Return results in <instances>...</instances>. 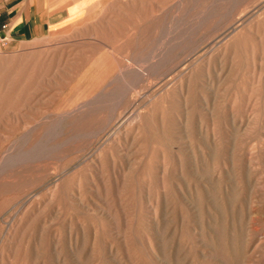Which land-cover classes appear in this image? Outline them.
<instances>
[{
	"label": "rangeland",
	"instance_id": "1",
	"mask_svg": "<svg viewBox=\"0 0 264 264\" xmlns=\"http://www.w3.org/2000/svg\"><path fill=\"white\" fill-rule=\"evenodd\" d=\"M154 1L168 13L62 36L75 4L0 0L19 28L0 42V264H264V0ZM100 54L169 71L56 116ZM121 96L132 123L109 126Z\"/></svg>",
	"mask_w": 264,
	"mask_h": 264
},
{
	"label": "bare ground",
	"instance_id": "2",
	"mask_svg": "<svg viewBox=\"0 0 264 264\" xmlns=\"http://www.w3.org/2000/svg\"><path fill=\"white\" fill-rule=\"evenodd\" d=\"M47 1L48 0H41V3L46 4ZM64 1L68 2V4H65L67 7L75 4L79 10V13L76 14L75 16L69 15L70 20L68 21V23L73 22V24L69 25L66 29H63L62 31L59 32V34H62V36L67 35L69 33H73L75 31H77L78 28H81L84 30L86 29V30H88V32L89 31L92 32L95 30V27H99L100 29L104 28L105 32H107V34H108V32L113 31V27H115L113 17L107 16L108 14H112L114 16H116V15L121 16L122 15L123 18L126 19V17H129L128 15L130 13H132V11L144 13L143 11L150 9V7L154 8L155 6L158 7V12H165V14H166V12L168 13V11H169V10L166 11L167 8L165 5L159 6L158 1H154L152 3L145 2V0H64ZM183 1L185 2L186 0H183ZM179 2L181 3V0ZM161 3H163L162 0H161ZM180 5L182 6L183 3ZM52 6L53 5H50V7H52ZM60 8H61V6L59 8H55L52 12H57L60 10ZM41 11L44 12L45 8L41 7ZM117 11L118 12L120 11L119 12L120 14H118ZM127 19H128L127 21H123V23L121 24L122 26L126 27L127 29H133L130 27L138 25L134 21H132L130 18H127ZM64 24L65 23H63L61 25L52 26L51 30L52 31H55V29L58 30ZM169 27H170V25H169ZM81 29H80V31H81ZM177 31H179V30H177ZM54 34L56 35L57 33H54ZM76 35H78V32ZM65 37H67V36H65ZM97 41H101L100 43H102V40L97 39ZM174 41H173V43H174ZM121 44H122V46L120 48H123L125 50H128L129 45H131L130 42L127 41V39L125 41H123ZM167 48H169V47H167ZM196 49L197 48H195V50ZM113 50L116 51V49H113ZM0 56H1V54H0ZM161 56H163V55H161ZM113 57H114L113 59L116 58L115 56H113ZM109 59H111V57H108L107 55H102V54L99 55V57L93 63L96 72L88 79V84L83 85L82 87L76 88L74 95L71 97L72 101L74 103L73 106L72 105L67 106L61 114H58L56 116H60V117L70 116V117H73L76 119H83L85 112L92 107H95L93 109L102 110V111L105 108H107L108 106L104 104V101L109 99V98H112L114 96L115 91L125 82L129 85V87L133 88V91H135V89L138 86H140L139 84L141 83L142 80H145L148 77L157 76L160 74L165 75L169 71L168 67L164 68V69L161 68V70H160L159 67H161V66H155V64L148 62L150 59L144 60L143 64L139 65L137 68H134V70L131 67L122 68L121 66H119L118 64H116L114 62L108 63V65H105V64L102 65V61L105 62V60H109ZM178 59H179V57H178ZM178 59H176V60H178ZM173 61H174V59H173ZM111 65L112 66L115 65V69L113 72L109 73L107 69ZM102 68H104L103 72H102ZM172 70L174 71L175 68L171 69V71ZM89 75L90 74H87V76H89ZM159 77H161V76H159ZM128 78H132L130 83L128 82ZM144 84H145V82H144ZM152 84H150V85H152ZM125 98H126V96H121L116 100L118 106L111 109V110H113V112L111 114L112 120L111 121L108 120L109 126H113V125L117 126L116 123L118 122V124H120V128H123V126L130 125L132 123L131 120L134 117V112L126 113L122 118H119L120 114H119V117L116 115V112L119 111L118 110L119 106L123 103L122 100H124ZM118 100H119V103H118ZM102 106H103V108H102ZM47 117H49V116H47ZM34 129H36V128H34ZM64 132H65V130H64L62 124L59 123L58 124V134H63ZM29 133H30V131L28 132V134ZM101 133H102V128L100 130L99 129L94 130L92 134L95 136H99Z\"/></svg>",
	"mask_w": 264,
	"mask_h": 264
},
{
	"label": "crops",
	"instance_id": "3",
	"mask_svg": "<svg viewBox=\"0 0 264 264\" xmlns=\"http://www.w3.org/2000/svg\"><path fill=\"white\" fill-rule=\"evenodd\" d=\"M46 12V10L43 12V11H41V13H45ZM57 12H59V11H57ZM57 12H51V14L50 15H55V14H57ZM68 15H69V11H68ZM29 16V14H27V22L29 23V21L31 22V20H32V18H29L28 17ZM0 18H1V21L2 22H6V23H9V25H10V32H9V36H10V39H12V40H14V38L15 37H17L18 35H19V33H18V27H12V25H11V23L8 21V19L1 13L0 14ZM67 19V18H66ZM64 21H66V20H64ZM63 21V22H64ZM56 22L57 23H52L51 22V24H50V29H51V27L52 26H55V25H59L60 23H63L62 21H60V19H56ZM36 28V27H35ZM38 29V28H37ZM42 29V27H40V30ZM44 32H43V29L41 30V32H40V36L39 37H41V36H44Z\"/></svg>",
	"mask_w": 264,
	"mask_h": 264
},
{
	"label": "built area",
	"instance_id": "4",
	"mask_svg": "<svg viewBox=\"0 0 264 264\" xmlns=\"http://www.w3.org/2000/svg\"><path fill=\"white\" fill-rule=\"evenodd\" d=\"M9 32H10L9 23L2 22L0 19V42L1 43H6L10 40Z\"/></svg>",
	"mask_w": 264,
	"mask_h": 264
}]
</instances>
